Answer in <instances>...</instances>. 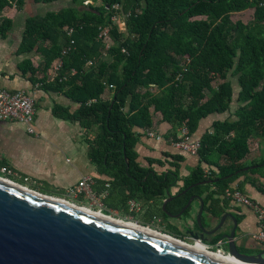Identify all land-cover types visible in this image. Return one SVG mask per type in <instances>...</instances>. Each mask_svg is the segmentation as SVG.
<instances>
[{
  "label": "trees",
  "instance_id": "1",
  "mask_svg": "<svg viewBox=\"0 0 264 264\" xmlns=\"http://www.w3.org/2000/svg\"><path fill=\"white\" fill-rule=\"evenodd\" d=\"M70 2L67 8L26 20L20 54L37 52L44 62L35 69L28 60L23 72L44 91L64 94L80 105L73 115L61 108L56 115L78 122L86 132L89 159L110 179L105 206L121 204L124 212L129 201L163 198L178 177L181 156L171 157L173 163L168 164L175 172L165 182L151 180L137 163L139 140L156 131L155 113L171 125L176 140L183 124L194 137L201 120L236 109L235 119L215 122L213 131L200 138V165L184 179L178 195L191 190L167 206L170 214H180L193 195H205L211 187L218 193L208 199L216 205L213 197L225 196L242 176L245 183L235 189L246 193L245 184L252 179V186L264 195V159L244 163L251 154L250 140L264 139V0ZM26 4L0 0L1 38L14 26L3 13L14 7L22 12ZM116 5L120 9H114ZM245 8L254 10L252 21L234 23L232 16ZM114 16L125 18L124 31ZM102 28L109 30V47L98 39ZM169 51L175 57L168 56ZM61 61L51 81L49 74ZM203 164L210 166L209 173Z\"/></svg>",
  "mask_w": 264,
  "mask_h": 264
},
{
  "label": "crops",
  "instance_id": "2",
  "mask_svg": "<svg viewBox=\"0 0 264 264\" xmlns=\"http://www.w3.org/2000/svg\"><path fill=\"white\" fill-rule=\"evenodd\" d=\"M41 5L44 4H36L33 0H27L22 12H18L15 7L9 8L2 17L12 19L14 26L6 38L0 37V88L10 93L25 92L35 102L36 115L33 134L25 124L0 120V165H2L0 174L2 168L8 167L17 175L14 180H28V183L34 187L33 190L37 192L70 202H72L71 200L81 203L89 202L83 196L79 198L73 196V192L79 183L85 179L91 180V192L99 197L104 192L111 194V190H109L110 179L103 175L89 159L87 134L81 125L56 115V108L67 110L73 115L80 109V105L71 101L64 94L44 91L39 84L34 83L31 74L23 72L26 70L24 63L28 60L31 61L35 69L44 62V57L37 52L30 55L20 54L26 20L37 15L27 13L30 9L38 11ZM117 23L119 28L123 30L124 18L118 20ZM49 75L51 81L55 79L54 74L50 73ZM235 111L236 109H232L224 114H213L201 120L194 139L200 140L206 132H212L214 123L217 121L235 119ZM154 122L156 131L151 132L153 136L150 137L148 134L143 136L135 149L140 168L148 171L147 177L151 180L162 178L165 182L166 177L175 172L174 169H170L168 164L173 163L171 157L181 156L183 160L179 164L178 177L173 178L170 186H167V189L163 191V198H156L148 203L144 199L138 200L141 204L139 207L136 206L133 211H130L128 204L129 202L135 204V201H129L125 204V216L129 218L126 222L131 223L132 219L130 218L138 215L147 228L156 224L163 230V233L169 232L164 234L192 244V242L185 240L187 236L184 224L189 222L191 230L204 237V246L213 252L221 250L226 254L228 241L222 240V238L230 235L237 224L235 240L239 251L249 256L264 253V245L255 240L261 231V224L256 213L254 214L252 210L250 211L221 195L213 197L216 205L211 206L208 199L209 195L218 193V190L213 187L205 195L195 194L192 196L200 197L201 201L194 200L183 218L170 219L163 214L161 207L163 202L167 200L166 191L171 196H177L184 187V179L197 169L201 160L198 155H190L173 146L174 137L170 134L172 127L168 123L162 122L160 113L154 114ZM180 129L177 130V137L180 135ZM158 137H160L159 140ZM252 142L257 143L255 148H252ZM250 151V156L244 161L246 165L262 161L264 159V139L250 140ZM203 168L206 173L210 170V166L206 164H203ZM252 177L253 180L259 178L258 176ZM244 178V176L239 177L230 189H235L238 184L245 183ZM250 181L252 179H249V182L245 184L246 194L264 205V195L259 193ZM260 181L264 184L263 178H260ZM140 195L143 194L140 193ZM106 198L101 202L104 209H106L104 205ZM168 205L165 207L167 212ZM79 206L88 208L84 204ZM89 207V209L95 208L92 207L91 202H89ZM142 207H144V211H142ZM109 210L117 213L115 209ZM201 213V224L206 233H203L198 226V218ZM170 215L176 216L177 214ZM223 219V228L218 233L213 234ZM156 232L162 233L161 231Z\"/></svg>",
  "mask_w": 264,
  "mask_h": 264
},
{
  "label": "water",
  "instance_id": "3",
  "mask_svg": "<svg viewBox=\"0 0 264 264\" xmlns=\"http://www.w3.org/2000/svg\"><path fill=\"white\" fill-rule=\"evenodd\" d=\"M189 190L177 196L166 191L161 207L166 217L181 219L194 200L201 201L192 197L180 214L170 215L166 205ZM201 216L198 226L206 233ZM223 222L213 234L223 228ZM184 228L185 240L193 244L0 177V264H264V253L249 256L239 251L237 224L222 238L228 241L226 258L232 262L216 252H198L196 244L204 246V237L194 233L189 222Z\"/></svg>",
  "mask_w": 264,
  "mask_h": 264
},
{
  "label": "built area",
  "instance_id": "4",
  "mask_svg": "<svg viewBox=\"0 0 264 264\" xmlns=\"http://www.w3.org/2000/svg\"><path fill=\"white\" fill-rule=\"evenodd\" d=\"M114 9H120L119 5L114 6ZM122 17L114 16L112 20L118 25V20H121ZM125 19V18H124ZM109 30L108 28H102L98 35V39L102 40L106 47L111 45V41L108 37ZM62 61L58 62L51 74H55L61 69ZM75 74V71L74 73ZM112 88V86H109ZM36 115V107L35 102L29 97L25 92H16L10 93L6 90L0 88V120L4 122H11V123H21L25 124L29 127L30 132L33 134V125H34V118ZM148 136L152 137L151 133ZM160 137H158L159 140ZM173 146L183 152L189 153L190 155L197 156L199 150L201 148L200 140L194 139L193 136L190 135L189 128L186 124H183L182 128L180 129V135H178L177 139L173 141ZM209 173V172H208ZM1 174L6 176L7 180H12L16 175V173L8 167H4L1 170ZM12 178V179H11ZM28 183V180H26ZM91 185L92 182L89 179H85L83 182L79 183L76 190L73 192V196L76 198L84 197L89 202L92 203V207L98 208L97 213L102 214L103 212V205L102 201L107 197V192L102 193L99 197L95 196L91 192ZM106 188L108 186L106 185ZM225 196L232 200L234 203L249 209L250 211L255 214L261 224V231L255 237V240L264 245V205L261 203L253 200L249 195L243 193L238 189H227L225 192ZM130 211H133L136 205L134 202H129ZM197 245V244H196ZM221 246V245H220ZM207 252H213L207 246H204ZM219 256L227 257L228 255L221 250L216 252ZM229 257V256H228Z\"/></svg>",
  "mask_w": 264,
  "mask_h": 264
},
{
  "label": "rangeland",
  "instance_id": "5",
  "mask_svg": "<svg viewBox=\"0 0 264 264\" xmlns=\"http://www.w3.org/2000/svg\"><path fill=\"white\" fill-rule=\"evenodd\" d=\"M68 6H71V2H70V0H61V1H58V2H55V3H52V4H44V5H41L40 7H39V9H38V11L37 10H34V9H30L29 11H28V13L27 14H31V15H33V14H37V15H44V13H47V12H50V11H58V10H60V9H64V8H67ZM20 14H22V13H20ZM20 14H18V15H20ZM253 15H254V10H252V9H248V8H245L244 10H242L241 12H238V13H235L233 16H232V21L234 22V23H236V22H238V21H241V22H243V23H245V24H247L248 22H250V21H252V19H253ZM119 24H122V23H119ZM123 26V25H122ZM125 30V25H124V29H123V31ZM166 54H168V56H170V57H175V53L173 52V51H169V52H167ZM237 79L236 78H234L233 79V83H234V85H235V90H238L239 89V87H238V84H237V81H236ZM216 84L217 83H215L214 85L216 86ZM256 144L257 143H255V142H252L251 143V146H252V148H255L256 147ZM0 177H3V178H7L6 176H4V175H2V174H0ZM12 179V178H11ZM12 181H15L16 182V180H14V179H12ZM21 183V182H20ZM22 184H24V183H22ZM25 185V184H24ZM27 186H29L30 187V189H34V187L31 185H29V184H27ZM42 194H44V193H42ZM44 195H47V194H44ZM48 196H50V195H48ZM72 202H74V203H76L77 205H81V204H84V205H86L88 208H90L89 207V202H83V203H81V202H75V201H73V200H71ZM135 204H136V206L137 207H139L140 206V202L138 201V200H136L135 201ZM107 206V205H106ZM108 208H113V209H115L116 210V214L114 213V212H112V211H110ZM92 209V211H94V212H97L98 211V208H91ZM121 209L120 208H118V206H116V205H114V206H112V205H108L107 207H106V209H103V212H102V215H105V216H109V217H113V218H117V219H120V220H123V221H126V220H128L129 218H126V216H125V211L123 212V211H120ZM145 209H144V207H142V211H144ZM130 219H132V222L131 223H133V224H135V225H138V226H140V227H144V228H147L143 223H142V219L138 216V215H135V216H133V218H130ZM148 229H150V230H152V231H163L162 229H160L156 224H153L152 226H150ZM164 233H169V232H164ZM163 232L162 233H160V234H164ZM164 235H167V234H164ZM172 235V234H171ZM167 236H169V235H167ZM169 237H173V236H169ZM191 243V242H190ZM193 244V243H192Z\"/></svg>",
  "mask_w": 264,
  "mask_h": 264
},
{
  "label": "bare ground",
  "instance_id": "6",
  "mask_svg": "<svg viewBox=\"0 0 264 264\" xmlns=\"http://www.w3.org/2000/svg\"><path fill=\"white\" fill-rule=\"evenodd\" d=\"M110 218H112V219H115V218H113V217H110ZM199 244H197V246L195 247V249L198 251V252H201V253H203V254H209V253H207V251H206V249H205V247L204 246H202V245H199ZM210 255V254H209ZM220 258H222V259H224V260H228V261H230V262H232L233 260L231 259V258H226V257H220ZM234 263V262H233Z\"/></svg>",
  "mask_w": 264,
  "mask_h": 264
},
{
  "label": "flooded vegetation",
  "instance_id": "7",
  "mask_svg": "<svg viewBox=\"0 0 264 264\" xmlns=\"http://www.w3.org/2000/svg\"><path fill=\"white\" fill-rule=\"evenodd\" d=\"M0 167H2V165H0ZM14 179V178H13ZM16 180V182L15 183H17V184H19V185H21V186H24V187H29V186H27V184H29L30 186L32 185V184H30V183H27L26 182V180H24V181H22L21 179H15ZM21 182V183H20ZM22 183H24V184H22ZM30 188V187H29ZM119 207L121 208V207H123V205H119ZM117 219V218H116ZM118 220H120V219H118ZM123 221V220H122Z\"/></svg>",
  "mask_w": 264,
  "mask_h": 264
}]
</instances>
